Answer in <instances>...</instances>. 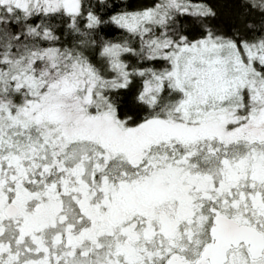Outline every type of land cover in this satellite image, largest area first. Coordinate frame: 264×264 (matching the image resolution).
<instances>
[{"label":"snow or ice","instance_id":"6c2138e0","mask_svg":"<svg viewBox=\"0 0 264 264\" xmlns=\"http://www.w3.org/2000/svg\"><path fill=\"white\" fill-rule=\"evenodd\" d=\"M0 264H264V0H0Z\"/></svg>","mask_w":264,"mask_h":264}]
</instances>
